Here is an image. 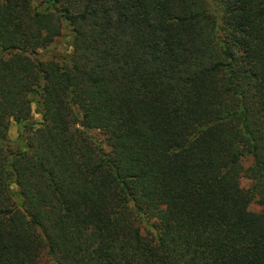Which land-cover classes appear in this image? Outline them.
Wrapping results in <instances>:
<instances>
[{"label": "trees", "instance_id": "obj_1", "mask_svg": "<svg viewBox=\"0 0 264 264\" xmlns=\"http://www.w3.org/2000/svg\"><path fill=\"white\" fill-rule=\"evenodd\" d=\"M0 264H264V0H0Z\"/></svg>", "mask_w": 264, "mask_h": 264}, {"label": "rangeland", "instance_id": "obj_2", "mask_svg": "<svg viewBox=\"0 0 264 264\" xmlns=\"http://www.w3.org/2000/svg\"><path fill=\"white\" fill-rule=\"evenodd\" d=\"M70 33L68 29L63 28L61 35L57 37L52 44H50L46 49L41 50L39 52V57L44 59L51 56H62L70 50ZM33 109V105L31 106ZM34 120H38V115L33 113ZM17 133V125L13 122L10 123L8 133H7V141L8 143H12L15 140ZM243 167L249 164V161H243ZM239 184L241 187H247L249 182L245 178H240ZM248 209L251 211H258L259 207L255 203H250Z\"/></svg>", "mask_w": 264, "mask_h": 264}]
</instances>
